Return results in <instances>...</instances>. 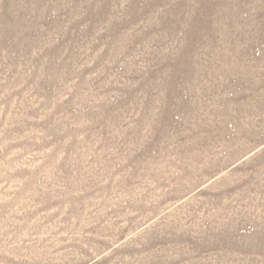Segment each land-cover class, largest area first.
Returning <instances> with one entry per match:
<instances>
[{
	"label": "rangeland",
	"instance_id": "374dc122",
	"mask_svg": "<svg viewBox=\"0 0 264 264\" xmlns=\"http://www.w3.org/2000/svg\"><path fill=\"white\" fill-rule=\"evenodd\" d=\"M0 264H264V0H0Z\"/></svg>",
	"mask_w": 264,
	"mask_h": 264
}]
</instances>
